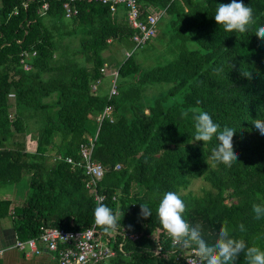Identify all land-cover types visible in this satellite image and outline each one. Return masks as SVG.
<instances>
[{
    "label": "trees",
    "instance_id": "1",
    "mask_svg": "<svg viewBox=\"0 0 264 264\" xmlns=\"http://www.w3.org/2000/svg\"><path fill=\"white\" fill-rule=\"evenodd\" d=\"M136 1L141 16L154 10L159 17L157 33L143 44L147 55L142 45L134 58V29L121 6L122 12L81 2L77 13L65 17L59 1L0 0V184H14L26 174L29 187L18 205L0 198V218L10 221L20 240L37 237L46 227L91 226L96 204L84 186V171L62 158L78 160L84 135L97 131L91 158L104 167L97 190L118 216V227L109 236L94 226L97 239L115 252L95 264H182L175 257L183 250L156 217L168 191L180 196L184 219L199 224L209 243L224 225L234 238L264 250V217L257 219L252 210L254 203L264 205V135L251 124L264 119V41L254 34L264 25V0H242L254 19L243 34L224 31L214 19L218 4L231 0ZM43 3L47 7L41 10ZM70 41L73 47L67 46ZM116 45L132 51L113 57L117 94L108 98L100 85L90 92V82L103 79L104 52ZM23 52L27 70L19 65ZM142 54L152 61L149 68L139 63ZM242 71H250V78ZM161 83L167 84L162 93L146 95ZM106 105L112 107V121L102 118L98 124L94 115ZM194 110L207 112L221 130H236L238 161L231 167L210 159L215 137L192 143ZM32 130L28 151L25 138ZM193 178H202L208 189L201 195L181 193ZM140 204L148 205L152 216L142 218ZM241 224L246 231L239 230ZM122 232L138 236L129 239ZM235 264H247L243 253Z\"/></svg>",
    "mask_w": 264,
    "mask_h": 264
},
{
    "label": "clouds",
    "instance_id": "2",
    "mask_svg": "<svg viewBox=\"0 0 264 264\" xmlns=\"http://www.w3.org/2000/svg\"><path fill=\"white\" fill-rule=\"evenodd\" d=\"M214 19L226 32L246 33L248 27L254 23L253 11L238 0L231 3L218 4ZM254 34L264 41V25L256 28ZM245 77L251 76L250 71H242ZM187 116V113H184ZM194 135L192 143L202 141L203 144L216 138L218 144L212 148L210 159L215 164L231 167L238 161V154L234 149L233 137L236 130L230 127L220 129L212 117L205 111L194 110L192 114ZM251 124L261 135H264V119L256 118ZM252 210L257 219L264 217V205L254 203ZM186 205L180 196L172 191L165 192L156 209V217L164 232L174 246L181 250L191 249L195 256L192 264H235L243 253L247 264H264V250L257 246H247L243 239H236L230 235L229 229L221 225L218 236L213 243L203 238L201 226H192L184 219ZM140 216L148 218L152 211L146 204H140ZM94 225L108 233L118 227V216L112 209L99 202L94 209ZM241 232L246 231L243 224L239 225Z\"/></svg>",
    "mask_w": 264,
    "mask_h": 264
},
{
    "label": "built area",
    "instance_id": "3",
    "mask_svg": "<svg viewBox=\"0 0 264 264\" xmlns=\"http://www.w3.org/2000/svg\"><path fill=\"white\" fill-rule=\"evenodd\" d=\"M59 1L62 6L63 14L65 17H70L77 13V4L81 2H97L107 5L110 11H114L121 6L125 10L126 21L128 26L134 29L131 36L133 42V49L142 47V45L156 34L158 13L150 12L145 16L140 15V8L136 0H55ZM46 3L40 6L41 10L46 9ZM132 51L125 52V56H129ZM34 52H31L33 55ZM28 56L27 52H23L22 57L19 59V65L23 70L29 69L30 65L24 60ZM102 76L109 77V85L107 88L108 98L114 97L117 94V68L116 66H108L103 63L99 68ZM90 82V92H96V87L100 85L101 78ZM8 97L13 94L9 93ZM111 106L106 105L101 113L94 116L95 121L99 124L102 118L109 121L111 119ZM98 130V129H97ZM97 131L93 134H85L84 142L79 145L78 160L72 159L70 156L63 157L62 159L71 165L82 167L86 176L85 188L92 195V198L97 206L99 202L104 203L106 195L97 190V183L102 178L104 167L91 158V149L93 140L96 137ZM57 159H61L57 156ZM120 165L116 164L114 169H119ZM115 200V196H111ZM94 217L91 226L84 229H64L59 227H46L37 237L28 238L24 240L15 239L13 248L21 252L23 255H39L43 252L50 253L55 257L57 264H95L98 262L106 261L114 255V250L110 244H104L97 239L94 230ZM115 230L108 233L109 236L115 234ZM121 235L134 239L133 233L122 232ZM172 243V241H171ZM159 251V246L154 249V252ZM2 251L0 250V253ZM195 253L191 249L178 252L176 259H179L182 264H192Z\"/></svg>",
    "mask_w": 264,
    "mask_h": 264
},
{
    "label": "rangeland",
    "instance_id": "4",
    "mask_svg": "<svg viewBox=\"0 0 264 264\" xmlns=\"http://www.w3.org/2000/svg\"><path fill=\"white\" fill-rule=\"evenodd\" d=\"M62 21L66 22V20H63V19H62ZM161 25L163 26V21L161 22ZM156 41H157L156 39H153V41L151 43L153 45H158L156 43ZM63 42H65V39L63 40ZM73 44H75V41L74 42L73 41H70L67 46L68 47L69 46L70 47H73ZM189 46L190 47L191 46L192 47H195L194 42L189 41ZM139 49H137V50L134 49L133 50L134 51V53H133V57L134 58L139 55L138 54V50ZM130 50L131 49H128V47L125 48V49H123V48H121V47H119V46L116 45L115 47H113V49H111V52L112 53H110L109 51L104 52V55L106 53V56L103 57L102 64L103 63H106V64H108V66H112L111 65V61H113V58L111 59L110 58L111 56H113L115 58H120V57L123 58L125 56V52H128ZM140 51H141V49H140ZM144 52L147 55V52H148L147 46H144L143 47V53ZM138 61L145 68H149L150 66H152L151 65L152 64L151 63L152 61H149L148 58L144 56V54H142V56H139ZM113 65H115V64L113 63ZM102 78L103 79H101V81H100V86H102L103 88L104 87L105 88H108V85H109V77L106 76V75H104ZM92 82H94V81H92ZM153 86H158L159 88L156 89V87L155 88L152 87V88L147 89L145 91V93H146L147 96L149 95V97L152 96V95H155L156 94V90L159 91L158 93H162L165 90V88L167 87V84L166 83H161V84L153 85ZM98 87L99 86L96 87V91H97ZM10 109H12V108H10ZM12 113H13V110L12 111L10 110L9 117H12ZM97 114H95V115H97ZM34 133L35 132L32 130L28 135H26V138H25L26 147H25V149H27L28 151H30L33 148ZM27 181H28V175L23 174L21 176V178L15 183V185H16V199H15V202L16 203H19L20 201H22L25 198V196L28 195V193H29V187H28V182ZM0 186H1L0 192H4L6 189H9V184H7V183L6 184H0ZM208 187H209L208 184L202 178H193L189 182L187 188L184 189V190H181L180 192L181 193H184V194L190 193V194H194V195H201V193L204 190L208 189ZM109 233H111V231ZM132 233L135 235V238L138 236V233L137 232H132Z\"/></svg>",
    "mask_w": 264,
    "mask_h": 264
},
{
    "label": "crops",
    "instance_id": "5",
    "mask_svg": "<svg viewBox=\"0 0 264 264\" xmlns=\"http://www.w3.org/2000/svg\"><path fill=\"white\" fill-rule=\"evenodd\" d=\"M118 8V10L122 12L123 9L121 7ZM153 11L154 10H151L150 12ZM110 58L112 59L113 56H111ZM111 65L116 66L113 65V62L111 63ZM7 184H9V189H6L4 192H0V198L9 199L11 201L10 207L20 204L21 201L19 203L15 202V183ZM15 239L16 238L12 230L10 221L7 218H0V250L2 251L0 253V264H57L55 257L47 252H43L35 256L23 255L21 252L13 248V243Z\"/></svg>",
    "mask_w": 264,
    "mask_h": 264
}]
</instances>
